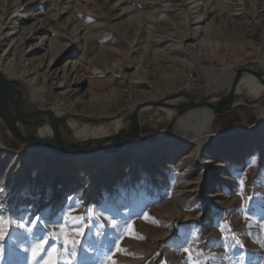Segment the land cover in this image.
Masks as SVG:
<instances>
[{
	"label": "rangeland",
	"instance_id": "rangeland-1",
	"mask_svg": "<svg viewBox=\"0 0 264 264\" xmlns=\"http://www.w3.org/2000/svg\"><path fill=\"white\" fill-rule=\"evenodd\" d=\"M13 1L0 0L1 72L42 94V109L57 107L55 97L71 89L86 100L113 90L110 101L121 99L124 113L131 112V104L179 93L196 102L223 97L228 90L216 91L194 58L219 71L235 74L247 67L264 73V0H197V7L196 0H22L20 11L30 15L21 22L28 43L46 37L22 64L9 42ZM39 10L42 14L35 16ZM184 13L191 20L188 26ZM35 23L44 29L32 35L27 28L38 27ZM50 42L67 48L50 71H58L54 80L44 78ZM25 64L31 70L28 79L37 76L36 84H24ZM65 65L64 88L59 89L55 83L64 79ZM77 78L81 87L73 86ZM170 121L163 108L143 111L138 124L147 140L126 149L155 141ZM208 131L212 138L203 148L207 158L202 165H194L193 133H179L174 123L167 136L188 142L178 143L183 146L175 158L162 161L143 151L148 159L141 156L133 166L128 158L118 162L121 172L107 185L105 164L98 172L93 167L75 171L83 176L80 182L71 177L58 185L64 158L72 155L48 156L47 150L14 141L0 124V141L13 152L0 150V216L25 225L7 226L0 239V264H32L31 237L36 235L50 237L37 258L41 264L52 244L59 251L57 264H237L240 257L243 264H264V96L256 104L213 114ZM51 174L56 193L45 190L40 196L41 178L48 183ZM63 193H71V199L63 200ZM66 216L83 217L78 237L71 225L65 227L80 241L75 258L70 246L65 250L62 241L51 238Z\"/></svg>",
	"mask_w": 264,
	"mask_h": 264
},
{
	"label": "bare ground",
	"instance_id": "bare-ground-1",
	"mask_svg": "<svg viewBox=\"0 0 264 264\" xmlns=\"http://www.w3.org/2000/svg\"><path fill=\"white\" fill-rule=\"evenodd\" d=\"M35 1L36 0H29L28 2L30 4ZM194 3H195V7H197L196 5L198 1L196 0ZM11 5L15 6L16 9L12 11L11 18L9 19L11 20V25L13 26L11 28V32L8 33V35L10 36L9 42L11 41L12 45L20 53L21 55L20 64H22L21 63L22 59H24L26 56H31L34 52L40 50V46L42 45V42L45 40L46 37L43 36L41 37V40L39 43L30 45L28 42H30L31 38H29L27 34H24L26 29L24 26L23 27L21 26L22 25L21 22H23L24 20H29V17H30V15H28L26 12L20 11L21 8L25 5V2L22 0H15L13 1V3H11ZM204 13H206V10ZM41 14L42 13L39 10L35 14V16H39ZM182 20L187 26L191 24L190 23L191 20L189 19V16L186 13H184V17ZM2 25L3 24L1 23L0 26ZM3 27H5V25ZM6 27H8V25ZM27 29L29 30V33H32L33 35L37 32H41V30L44 29V26L41 23V25H39L38 27L28 26ZM2 34L3 32L0 35ZM46 46L48 47V50H50L51 52H50V55L48 56V59H47L48 63L46 65L47 70L49 72L45 75L44 78L47 80L49 79L54 80L52 79L53 75H58V71L55 70L52 73H50V71L52 70V68L56 66L55 64L56 60L65 55L67 48L60 47V46H58L57 48H54L52 45V42H50ZM71 62L73 63V61H70L69 63ZM193 62L198 66L202 76L207 81L211 82L213 88L216 91L229 90L231 88L232 83L235 78V74L233 73V71H230V70H220L219 71L213 68H208L206 66H203L200 63V61L195 58L193 59ZM262 62L264 64V56L262 58ZM42 63L43 62L41 60H38L37 66H41ZM27 65L28 64L23 65L22 67L23 71H21L23 75V82L25 85L34 83L37 78L36 76L35 78L28 79V76L31 74V70L26 67ZM2 69L0 68V72ZM65 69H66V65L64 66L63 75H62L64 79H62L61 82L56 81L55 83V86L59 89L64 88L63 84L65 82V76L67 74ZM261 74H264V73H261ZM6 78L12 81H16L14 80L12 75H8L6 76ZM117 78H121V77H117ZM74 82H75V84L73 85L74 87L82 86L80 78H77ZM20 85H23V84L21 83ZM23 87L25 86L23 85ZM26 87H25L26 96L25 98L22 96L21 103L25 104V101H28V103H30L31 105H34L40 108V105L45 101L46 98L38 92L28 91ZM72 92H74V94L70 96ZM241 92L243 93L246 92L248 95H250V97L241 94ZM113 95H114V92L113 90H111L110 92H107L103 95H94L90 99L86 100L84 99V96L79 92L78 89H71L69 91L67 90L66 93L61 92L58 96L56 97L54 96L56 98V101H57L56 106L58 108L54 107L52 109L55 115L53 116L55 118L65 117L66 119V121L57 119L56 125L58 129H60L64 133V136L68 140L72 141L73 143H76V142L85 143V141H88V140H93V139L95 140L99 138H108V137L117 136L119 132L126 126L127 113H124L125 106L121 99L114 97L113 99L114 102L112 103L110 101V98L113 97ZM236 95H237V100L234 102L233 106H236V107L242 106L244 105L245 101H248V102L253 101L255 102L254 104H256L264 96V86L253 75L249 73H244L242 74L238 82ZM211 100H212V103L220 102L218 98H213ZM96 102H99V103L96 104ZM154 102L162 103L159 108H163V111H165L166 115L169 116L170 120L173 121L175 125H177L179 129V133L184 134V135L187 134L188 132L193 133V140L189 141V143H192L194 145L193 152L196 158L194 160L195 162L194 165L196 166L202 165L201 163L203 159L207 158V155L203 151V148L212 138L210 137L211 134H209V131H208L209 126L213 119V114H214L212 110L206 107H198V108L189 110L188 112L178 116L176 110L172 109L170 106L181 102V100L178 99L174 101H171V100L169 101L168 97H166L162 100L154 101ZM150 103H153V102H144V103L138 102V103L129 105L130 111H133L135 108H139L138 115L136 117L137 122H138L140 114L143 111L148 112V111L154 110V108H157V107L150 106ZM90 118H93V119L107 118L110 120L106 122H100L97 124H88V123L81 122L82 120L90 119ZM25 132L28 134L31 133L43 139H47L51 136V130L47 122L39 127H36L34 129H31ZM139 142L140 141H135L134 144H138ZM179 142L184 144L187 141L175 140L171 138L170 136H167L163 133L155 141L149 142L148 144L142 145L141 147H135L129 150L126 149V150L119 151L117 153H93V154L76 153V154H73L70 157L64 158L66 162V167L64 166L61 167V170L59 171L60 180L57 181L58 185L61 184V182L63 181H67L68 179H71V177H74L78 182H80L83 176L82 175L76 176L75 171H78V170L81 172L87 171L93 167V169H95L98 172L100 169H104V164H105V168L107 169L108 175H110L107 178V181L105 183V185H107L110 183V181H112L114 177L117 176L118 173L121 172V169L117 165L118 162H122L124 159L128 158L130 160L129 165L133 166L136 163L137 159L141 156H144L145 159H148L146 154L145 155L141 154L143 151H145L147 154L151 153L154 156L158 155L162 157V161H165V160L169 161L175 158L174 156L176 153H179L182 151L183 145H178ZM0 150L8 152V153H13L10 149H8L2 143V141H0ZM23 150L24 149H22L21 152H23ZM45 154L49 156V155H52V152L50 150H47L45 151ZM188 171H189V168L184 171L183 175H185V173H187ZM42 179L43 178H41L39 195L43 196L45 194V190H47L50 194L51 193L55 194L56 191L54 189L55 187L54 175L53 174L50 175L48 183L44 179L43 180ZM25 187H26V193L30 194L29 181ZM79 193L80 194L84 193V190L81 189ZM62 198L63 200H68V199L70 200L71 193L70 194L63 193ZM204 210L202 211V213H204ZM203 218H205V216H203Z\"/></svg>",
	"mask_w": 264,
	"mask_h": 264
},
{
	"label": "water",
	"instance_id": "water-1",
	"mask_svg": "<svg viewBox=\"0 0 264 264\" xmlns=\"http://www.w3.org/2000/svg\"><path fill=\"white\" fill-rule=\"evenodd\" d=\"M244 73L253 75L264 86V74L252 71L247 67H241L235 70V78L231 88L223 97L218 98L220 102L212 103L211 99L204 102H196L185 94L179 93L168 97L169 101L181 100V102L170 107L176 110L178 116L198 107L209 108L214 114H222L230 111L236 107L233 106L237 100L236 90L240 77ZM20 84L18 81L9 80L0 72V124L5 132L11 135L14 141L22 142L35 150H50L57 155L69 156L76 153H117L125 150L129 146L135 145V141L145 142L147 140L145 135L140 134V125L136 121L139 108H135L133 111L127 113L126 126L117 136L88 140L85 143H73L64 136V133L56 125L57 119L66 121L65 117L55 118L53 108H38L28 103V101H25V104L21 103L22 96L24 98L26 96V89ZM254 103L253 101H245L244 105ZM161 104V102H153L150 103V106L160 107ZM108 120L110 119L90 118L82 120L81 122L97 124ZM46 122L51 130V136L47 139L37 137L30 133H23V131L34 129ZM173 124V121L168 123L164 131L165 135L171 133Z\"/></svg>",
	"mask_w": 264,
	"mask_h": 264
},
{
	"label": "snow or ice",
	"instance_id": "snow-or-ice-1",
	"mask_svg": "<svg viewBox=\"0 0 264 264\" xmlns=\"http://www.w3.org/2000/svg\"><path fill=\"white\" fill-rule=\"evenodd\" d=\"M87 211H88L89 217L91 218V215H92L91 209H88ZM65 220H66V224L60 225V231L58 233H52L51 238H54L57 241H62L63 244L65 245V250H67V248L70 246L71 256L75 258V255H76L75 248L77 244H79L80 241L79 239H72L71 233L65 231V227L66 225H71L72 232H74L76 236L78 237L84 231L82 226L78 227V225L82 223L83 217H73L72 219H68L66 216ZM8 225H15L16 227L21 228V229L25 228V225L23 223L17 224L14 220L10 218H5L4 216H0V239H2L3 236L5 235ZM26 231L31 236V230L26 229ZM49 238L50 237L48 235H44L43 238H41L40 235L31 237V239L35 241L32 244V247L30 250V259H31L32 264H41V262L38 261L37 258L40 257L42 252H45V244L48 242ZM58 259H59V251L56 247V244H52L50 246V249L47 252V259L44 262V264H57ZM110 259L111 257H108V260ZM101 264H107V261H102ZM237 264H243V257H240Z\"/></svg>",
	"mask_w": 264,
	"mask_h": 264
}]
</instances>
